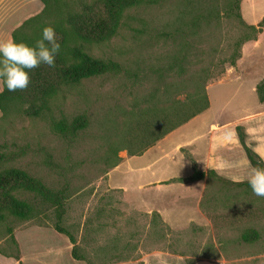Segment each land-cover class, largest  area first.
<instances>
[{
    "label": "rangeland",
    "instance_id": "374dc122",
    "mask_svg": "<svg viewBox=\"0 0 264 264\" xmlns=\"http://www.w3.org/2000/svg\"><path fill=\"white\" fill-rule=\"evenodd\" d=\"M61 1L77 10L83 2L101 7L105 0ZM255 1L258 18L264 16V0ZM120 13L117 34L101 43L83 41L70 24L63 25L70 44L84 43L91 55L112 60L114 66L63 86L41 116L28 115L29 102L24 100L9 103L5 112L0 109V171L19 167L53 190H66L62 224L76 239V254L82 259L72 256L69 237L55 229L56 207L17 189L13 193L28 201L34 212L29 218L10 216L0 222V264H114L156 250L182 253L190 260L223 254L244 261L241 264H264V198L254 195L250 186L208 177L217 191L214 202L204 203L208 222L175 230L146 209L153 202L152 170L170 164L171 174L185 173L178 161L183 151L166 146L155 156L143 154L149 147L143 155L132 156L127 149L140 145L135 138L143 127L137 114L157 97L160 109L172 99L191 102L199 89L204 90L211 102L205 116L221 120L230 118L240 98L258 102L251 85L264 78V34L259 47H246L239 81H234V75L229 78L231 61L258 35L238 17L232 0H141ZM59 19L51 15L26 33L37 40L45 26H61ZM236 88L240 91L233 96ZM226 104L227 111L222 110ZM81 115L88 126L75 137L53 131V119L72 121ZM184 154L195 161L188 149ZM108 178L121 189H112ZM173 198L172 192H162L159 202ZM179 205L168 207L177 211ZM233 207L235 216L229 220ZM190 217L197 219L187 206L170 219L186 227ZM253 229L259 238L244 240L243 234Z\"/></svg>",
    "mask_w": 264,
    "mask_h": 264
},
{
    "label": "trees",
    "instance_id": "16d2710c",
    "mask_svg": "<svg viewBox=\"0 0 264 264\" xmlns=\"http://www.w3.org/2000/svg\"><path fill=\"white\" fill-rule=\"evenodd\" d=\"M45 4L44 9L28 18L15 31L13 38L17 41H25L34 44L36 41L31 37V30L37 24L50 17L56 15L60 17L61 26H54L55 32L61 44V50L56 57L55 67L41 65L33 69L31 72V83L24 91L9 92L4 85L0 91V109L5 112L7 105L16 100H24L29 102V106L25 112L31 116H41L63 86L79 83L80 81L98 76L106 72L115 65L112 60H104L91 55L85 48L84 43L70 44L68 42V33L63 28L65 23L70 24L78 38L86 42L101 43L111 39L117 34L121 25V8H125L141 0H105L101 7L96 6L93 2H83L77 10L72 3L63 2L61 0H42ZM237 10L238 17L244 24L256 35L263 31L264 17L256 25L249 24L241 13V1L232 0ZM248 37V36H247ZM257 39V38H255ZM242 56V52L237 51V58L230 63L231 66L237 64V59ZM256 90L261 101H264V78L260 80L256 86ZM157 93L152 97L156 98ZM184 102L172 99L164 108H157L160 105V99L152 102L148 109L141 110L138 115V124L143 127V131L136 136L138 146L128 147L130 155H140L147 148L155 145L166 135L176 130L180 126L190 121L195 116L204 112L210 106V100L204 90L197 92L196 96ZM151 103V101H150ZM155 106V107H153ZM52 129L57 134L70 135L75 137L78 132L88 126V119L85 116H77L72 121L66 118L53 119ZM238 135L245 148L246 154L254 167H264V160L261 156L246 142V132L242 126L237 127ZM150 135V140L145 141V137ZM2 154L0 152V158ZM118 159L114 166L118 164ZM214 176L223 181H229L238 185H247V181L234 182L220 176L215 170L208 172L200 170L194 165V172L188 178H178L179 181L197 180L204 177ZM27 190L41 197L45 202H49L56 207L58 220L55 223V229L66 234L71 243L74 245L72 256L75 259H82L76 254V239L63 226L62 218L65 213L66 190H53L47 186L41 179L32 176L26 170L19 167H7L0 171V222L6 220L7 217L29 218L33 215L34 208L26 200L21 199L13 193L14 190ZM153 215L161 218L157 211H153ZM10 232L12 229L9 227ZM259 238L257 230L246 231L243 239L246 241H254ZM12 242L17 245L14 234H11ZM19 260L20 258L16 256ZM196 260L188 259V264H195Z\"/></svg>",
    "mask_w": 264,
    "mask_h": 264
},
{
    "label": "crops",
    "instance_id": "0c3cea01",
    "mask_svg": "<svg viewBox=\"0 0 264 264\" xmlns=\"http://www.w3.org/2000/svg\"><path fill=\"white\" fill-rule=\"evenodd\" d=\"M44 7L45 4L42 0H0V40L13 38L14 31L28 18L40 13ZM256 8L257 3L255 0L254 2L253 0H244L241 5L242 15L249 24L256 25L264 17L258 18ZM263 34L264 29L257 39L244 44L242 56L236 66L229 69V78L234 75V81H239L240 75L237 71L239 66L243 64L246 47L249 45H252L254 48L259 47L263 41ZM222 81L219 80L218 83ZM257 84L258 81H254L251 85L252 95L257 91ZM0 85L4 88L2 81H0ZM239 91L240 88H236L233 96H236ZM226 107L227 104L222 110L225 109L227 111ZM209 109H211V106L180 126L186 127L190 125L187 127V130L178 134L177 137L168 138L172 137L171 135L178 131L180 127L166 135L143 153L155 156L157 150L162 151L166 146H170L175 151H183L178 161L184 165L185 173L178 175L171 174L170 164L165 168L152 170L151 174L153 178L149 181V186L153 193L150 201L153 202L149 203L148 209H146L148 212H159L164 221L175 230H185L191 223H207L208 217L205 212L204 203L211 204V202H214V198H217V191L214 190V186L211 184L208 176L197 180H178V178L190 177L194 172V165L205 172L215 170L220 176L234 182L247 181L246 178L254 166L250 162L240 140L237 130L238 126L244 128L247 144L260 156H264V101L260 99L258 102L255 99L253 101V98L246 101L244 98H240L236 101L233 108H231L232 114H230L231 116L227 120L206 117L205 113ZM193 121L196 122L193 123ZM184 149H188L191 152L195 161L185 156ZM157 159L155 158L153 163L157 164ZM108 184L112 189H121L111 184L109 178ZM162 192H172L174 201L169 202L163 199L159 202V195ZM176 202H180L177 211L168 207L172 204L175 205ZM187 206H192L197 219L190 217L186 227L174 225L170 216L180 214ZM229 213L227 217L230 220L231 215L232 217L235 216V208L233 207L232 212L230 210ZM188 259H190L189 256L182 253L156 250L146 254L139 260L118 261L114 264H188ZM195 260V264H241L244 262L242 260L230 259L223 254L215 258L203 257Z\"/></svg>",
    "mask_w": 264,
    "mask_h": 264
},
{
    "label": "clouds",
    "instance_id": "9594fccd",
    "mask_svg": "<svg viewBox=\"0 0 264 264\" xmlns=\"http://www.w3.org/2000/svg\"><path fill=\"white\" fill-rule=\"evenodd\" d=\"M61 44L53 26L42 29L34 44L14 38L0 40V81L9 92L24 91L31 83V72L42 64L55 67ZM264 160V156L260 157ZM247 182L257 197L264 198V167L252 168Z\"/></svg>",
    "mask_w": 264,
    "mask_h": 264
}]
</instances>
